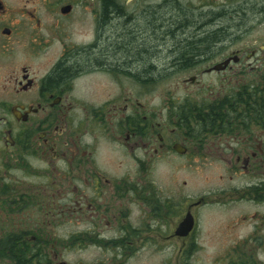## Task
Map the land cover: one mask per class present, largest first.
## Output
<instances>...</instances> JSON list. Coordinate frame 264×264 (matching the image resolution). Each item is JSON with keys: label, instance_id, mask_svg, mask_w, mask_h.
<instances>
[{"label": "flooded vegetation", "instance_id": "obj_1", "mask_svg": "<svg viewBox=\"0 0 264 264\" xmlns=\"http://www.w3.org/2000/svg\"><path fill=\"white\" fill-rule=\"evenodd\" d=\"M173 67L184 96L153 98ZM239 205L228 254L264 264V0H0V264L188 259Z\"/></svg>", "mask_w": 264, "mask_h": 264}, {"label": "rangeland", "instance_id": "obj_2", "mask_svg": "<svg viewBox=\"0 0 264 264\" xmlns=\"http://www.w3.org/2000/svg\"><path fill=\"white\" fill-rule=\"evenodd\" d=\"M163 58H170L169 53H157ZM156 63V61H154ZM161 63V61H159ZM189 73L186 70L179 68H169L167 73H164V78H159L158 82H164L163 84H157L153 88V98L160 97H174L180 98L184 96V91L176 88V84L181 82L185 76ZM157 77L160 74H156ZM201 80L204 85H208L211 82H216L217 80L212 75H200ZM197 94H202L200 89H197ZM205 95H207L205 93ZM198 96V95H196ZM208 96V95H207ZM224 170L222 168H207L205 170H200L199 172L185 171L184 178L191 181L194 184V189L190 192H206L210 188H219L224 186V182L220 181L219 175L223 174ZM179 177V174H178ZM210 179L207 182L206 178ZM244 210L242 205L239 206H216L211 209H204L201 211V224H200V241L202 242V248L196 250L187 259L185 255L182 257L178 255V251L169 248L163 250H153L145 251L138 258L132 261L130 264H222L220 259L225 258L228 252L232 249V242L244 236L246 231L249 229L247 227H240L236 230L230 229V225L236 221L239 211ZM220 262V263H219Z\"/></svg>", "mask_w": 264, "mask_h": 264}, {"label": "trees", "instance_id": "obj_3", "mask_svg": "<svg viewBox=\"0 0 264 264\" xmlns=\"http://www.w3.org/2000/svg\"><path fill=\"white\" fill-rule=\"evenodd\" d=\"M178 54H182L183 55V53H170L169 56L171 57L172 55L175 56V55H178ZM182 55H181V57H182ZM161 59H162V56L160 54L156 55L155 53H153V55H152V60L153 61L158 62ZM152 74L156 75L157 72L154 70ZM243 251L239 250V249L238 250H232L229 253L230 255L228 254L227 258L224 259L222 264H257V260L255 258L254 259L251 258L252 257L251 255L248 256L247 260L240 259V258H246L247 257V255H246L247 252L246 251L243 252Z\"/></svg>", "mask_w": 264, "mask_h": 264}, {"label": "water", "instance_id": "obj_4", "mask_svg": "<svg viewBox=\"0 0 264 264\" xmlns=\"http://www.w3.org/2000/svg\"><path fill=\"white\" fill-rule=\"evenodd\" d=\"M217 69H220L219 67H217ZM192 81L194 80V78L191 79Z\"/></svg>", "mask_w": 264, "mask_h": 264}]
</instances>
